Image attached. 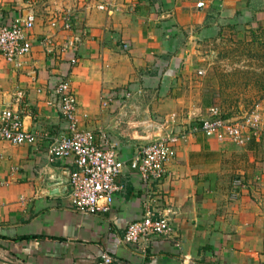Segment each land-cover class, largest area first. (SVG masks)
I'll return each mask as SVG.
<instances>
[{
  "label": "crops",
  "instance_id": "crops-1",
  "mask_svg": "<svg viewBox=\"0 0 264 264\" xmlns=\"http://www.w3.org/2000/svg\"><path fill=\"white\" fill-rule=\"evenodd\" d=\"M69 1L79 6L80 11L74 13L77 23L81 24L84 14L88 29L80 47L81 65L71 77L72 88L78 113L80 106L86 108L95 121L100 94L120 96L115 89L133 83L141 67L151 66V51H164L167 56L176 51V27L169 24L176 23L180 15L177 9L167 13L171 20L163 22L158 31L148 0H124L117 6L99 0L106 11L93 7L91 15L89 7L85 12L80 8L83 0ZM197 12L203 13V8ZM48 30L38 18L32 53L21 68L0 60V103L7 94L23 92V100L12 107L20 112L25 131L39 135L34 144L0 142V264H97L104 252L117 264H264V158H260L264 144L260 140L245 148L201 134L179 140L176 157L167 166L166 178L155 187L152 202L171 222L170 238H153L134 246L123 243L127 226L144 212L145 197L137 183L116 194L107 212L95 215L73 209L68 192L48 194L47 185L63 170H70L65 161L47 159L50 136L65 133L67 127L49 86L64 65L48 58L39 46ZM162 31L169 41L162 42ZM124 43L131 46L127 52L122 49ZM177 61L173 57L170 62L173 73ZM142 77L151 85V77ZM171 77L172 73L164 76L163 82L169 83ZM9 103L6 99L3 104ZM116 107L119 105L104 106L103 119L90 120L91 125L84 129L111 134L119 144L122 160H128L143 141L138 142L130 131L119 130V116L113 128L114 115H107L106 110L112 109V113ZM133 107L138 113L131 103L124 108L130 113ZM232 162L245 166L227 169L226 164ZM234 173L246 182L238 188L242 195L238 200L229 195L236 189L231 183Z\"/></svg>",
  "mask_w": 264,
  "mask_h": 264
},
{
  "label": "rangeland",
  "instance_id": "rangeland-1",
  "mask_svg": "<svg viewBox=\"0 0 264 264\" xmlns=\"http://www.w3.org/2000/svg\"><path fill=\"white\" fill-rule=\"evenodd\" d=\"M26 1L0 0V16L6 20L13 11L35 12L43 21V28H47L50 20H57L62 12L80 11L77 9L79 6H75L69 0H58L56 3L54 0H32L29 3ZM199 1L204 3L203 13L197 12ZM103 2L106 5L109 2L117 6L124 3V0H103ZM83 3L80 8L84 10L89 7L91 15L92 8H96L100 1L83 0ZM216 3L218 5L214 6ZM148 5L158 31L162 30L163 22L171 20V16H167V13L170 15L175 9L178 10L180 18L176 23L169 24L176 27L177 37L174 38L176 51L172 54L168 53L169 56L164 51L162 53L158 50L151 51V66L138 67L137 69L140 68L142 72L135 71L139 76L134 78L133 83L118 88L119 91L115 89V92L121 93L120 96L116 98L114 95L100 94L95 121L87 115V109L80 106L77 117L82 129L87 128L88 124L91 125L88 123L90 120L99 122L103 119L105 115L103 116L102 109L105 110L109 105L114 104L119 107L113 108L112 113H110L112 109L106 110L107 115H114L111 125L113 128L116 126L114 122L118 121L119 116L122 119L119 121V130L121 128L122 132L130 131V135L138 142L143 141L141 145L172 136H185L188 134V126L192 120L203 116L211 107L219 108L229 120L241 119L251 114H258L264 118V93L261 84L257 82L258 78L264 76L255 74V71L264 70V61L256 55V47L249 45L251 25L257 24L254 21H259L261 24L264 22V0H148ZM109 7L110 5L107 8ZM82 20L86 21L84 14ZM83 21L78 25L82 31H86ZM166 31L160 33L162 42L170 40L164 34ZM173 57L178 59L174 73L170 71ZM80 65L81 63L78 62L73 71ZM66 67L64 64L63 70H66ZM199 72L202 74L200 75ZM169 73H172V77L166 84L163 82L166 78L163 77L168 76ZM143 74L151 77V85L144 82ZM132 84L133 88L130 87ZM104 101L106 103L103 105ZM130 103L135 106L138 113L135 112L134 107L130 113L128 108H124ZM100 128L106 130L102 126ZM259 140L264 144V136ZM261 157L264 158V150ZM226 165L227 169L233 168V170L245 166L239 162ZM234 175L231 183L236 189H231L229 195L232 199L238 200L242 197L238 188L245 180L237 177L240 174L234 173Z\"/></svg>",
  "mask_w": 264,
  "mask_h": 264
},
{
  "label": "built area",
  "instance_id": "built-area-1",
  "mask_svg": "<svg viewBox=\"0 0 264 264\" xmlns=\"http://www.w3.org/2000/svg\"><path fill=\"white\" fill-rule=\"evenodd\" d=\"M104 5L99 4L97 8L105 10ZM203 5L199 2L197 8L202 9ZM51 20L47 25L49 30L39 40V46L46 50L44 53L48 58H55L67 66L66 70H59L49 85L50 95L58 103L59 113L67 127L65 133L50 136L47 159L49 162L65 161L70 166L67 192L71 207L81 214L105 213L116 194L124 193L130 184L137 183L145 197L144 212L138 221L127 226L122 236L123 243L134 246L140 241L172 237L171 222L153 208L152 202L155 187L166 178L167 166L176 157L179 140L187 135L201 134L205 138L245 148L264 136V118L251 114L229 120L219 108L211 107L203 116L192 120L185 136L144 144L135 149L128 160H122L119 144L111 134L84 130L79 126L78 102L70 75L80 62V47L87 31L79 28L71 11L62 12L57 20ZM37 23L38 18L31 11L18 12L6 20L0 16V60L16 69L21 68L32 53ZM122 49L129 50L130 44L124 43ZM23 96V92L7 94L4 102L9 99L10 103H0V142L13 146L37 142L39 135L25 131L20 112L12 107L19 105ZM120 178L122 182H119ZM97 264H117V260L104 252Z\"/></svg>",
  "mask_w": 264,
  "mask_h": 264
},
{
  "label": "trees",
  "instance_id": "trees-1",
  "mask_svg": "<svg viewBox=\"0 0 264 264\" xmlns=\"http://www.w3.org/2000/svg\"><path fill=\"white\" fill-rule=\"evenodd\" d=\"M255 25H251V28L249 29V34H250V43L252 47H256L257 53L256 55L264 61V22L261 24L259 21H254ZM253 47V48H254ZM264 66V65H263ZM256 75L264 76V70L262 72H257L255 71ZM257 82L261 84V90L264 93V77L263 78H258ZM226 117H228L225 114Z\"/></svg>",
  "mask_w": 264,
  "mask_h": 264
},
{
  "label": "water",
  "instance_id": "water-1",
  "mask_svg": "<svg viewBox=\"0 0 264 264\" xmlns=\"http://www.w3.org/2000/svg\"><path fill=\"white\" fill-rule=\"evenodd\" d=\"M69 172L63 170L60 176L50 184L47 185L48 194L65 195L67 192ZM53 189V190H51Z\"/></svg>",
  "mask_w": 264,
  "mask_h": 264
}]
</instances>
